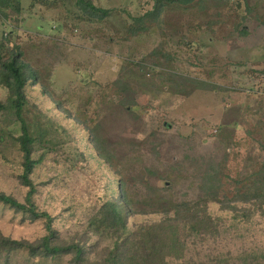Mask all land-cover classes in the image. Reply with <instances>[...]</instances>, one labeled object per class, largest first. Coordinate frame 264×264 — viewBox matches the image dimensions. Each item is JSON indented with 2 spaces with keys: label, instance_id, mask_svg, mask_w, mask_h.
Returning a JSON list of instances; mask_svg holds the SVG:
<instances>
[{
  "label": "rangeland",
  "instance_id": "1",
  "mask_svg": "<svg viewBox=\"0 0 264 264\" xmlns=\"http://www.w3.org/2000/svg\"><path fill=\"white\" fill-rule=\"evenodd\" d=\"M90 1L109 14L90 18L77 0H20L3 21L0 5V67L20 46L38 73L24 111L34 132L47 131L33 154L45 157L32 175L34 201L54 218L59 241L100 240L90 261L103 260L112 241L90 233L89 221L120 195L121 182L132 204L131 233L162 223L175 205L203 208L204 197L217 192L235 206L210 201L217 230L187 232L180 260L169 264H264V212L242 201L255 192L248 177L264 162V0L167 6L144 20L157 0ZM8 95L0 86V100ZM15 120L0 116V192L24 202ZM0 234L33 242L46 229L43 220L0 204ZM71 259L18 252L11 264Z\"/></svg>",
  "mask_w": 264,
  "mask_h": 264
},
{
  "label": "trees",
  "instance_id": "2",
  "mask_svg": "<svg viewBox=\"0 0 264 264\" xmlns=\"http://www.w3.org/2000/svg\"><path fill=\"white\" fill-rule=\"evenodd\" d=\"M205 0H157L154 9L145 15V18H159L167 6L180 7L192 10ZM20 0H2V19L7 20L8 11L19 8ZM77 5L81 11L90 18L103 19L109 11L96 7L90 0H77ZM137 20V19H135ZM146 27H143V29ZM38 83V73L30 68L23 58L20 46L10 52L7 60L3 61L0 67V86L8 90V98L5 102L0 100V116L7 112L15 117V122L21 124V134L15 138L16 144L22 154L23 172L20 175L21 183L28 188V193L24 202L15 197L0 192V204L24 215V218L32 221L43 220L46 234L37 241L18 240L0 234V260L3 264H11V257L14 253L26 252L29 258H57L61 256H72L73 264H169L172 261H179L180 255L184 251L187 242L186 233L194 235H204L209 231L217 230L218 225L211 215L207 213V206L210 201L219 202L226 210H231L233 206L226 205L220 199L218 193L205 196L202 203L203 208L198 206L190 207L188 203L175 205L173 214L160 224H155L149 228H141L138 233L128 231L129 210L131 202L126 194L125 185L119 184L120 195H114L112 200L106 201L100 210V214L89 221V232L99 236H107L111 239L112 245L107 249V256L103 260L90 261V255L99 247L100 240L94 246L86 243H74L59 241L58 230L54 226V218L46 211L38 208L34 201L37 193V186L32 178L35 169L42 164L44 155L36 159L33 154L38 144L43 143L47 131H35L25 119V106L28 103L26 88L29 83ZM99 154L112 162L109 155L102 152L100 143L91 138ZM264 150V146H263ZM209 181L214 185V180L209 176ZM256 184V190L252 195H246L242 201L259 204L264 212V162L261 168L250 177ZM237 199H232V201ZM201 203L196 202L195 205ZM158 206V204H157ZM161 210V209H160ZM167 215L170 214L167 207L163 208ZM88 232V231H87ZM139 236V238H135ZM91 246L94 247L91 250ZM220 262L218 264H225ZM185 264H189L186 262ZM205 264V263H200ZM243 264H261L254 262H244Z\"/></svg>",
  "mask_w": 264,
  "mask_h": 264
}]
</instances>
